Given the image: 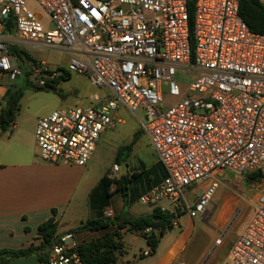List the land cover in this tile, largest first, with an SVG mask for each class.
I'll list each match as a JSON object with an SVG mask.
<instances>
[{"label":"built area","instance_id":"built-area-1","mask_svg":"<svg viewBox=\"0 0 264 264\" xmlns=\"http://www.w3.org/2000/svg\"><path fill=\"white\" fill-rule=\"evenodd\" d=\"M12 47L66 56L67 70L31 63L37 87L73 74L104 92L37 120L39 161L85 167L123 108L139 120L165 172L139 197L143 206L167 201L194 220L210 211L225 173L261 174L255 212L228 260L264 264V35L249 31L239 0H195L191 27L188 0H0V78L8 82L24 72ZM185 73L194 75L177 79ZM112 172L119 178V165ZM200 184L190 201L187 192ZM80 246L74 233L57 236L45 264H82Z\"/></svg>","mask_w":264,"mask_h":264},{"label":"crops","instance_id":"crops-1","mask_svg":"<svg viewBox=\"0 0 264 264\" xmlns=\"http://www.w3.org/2000/svg\"><path fill=\"white\" fill-rule=\"evenodd\" d=\"M17 48L22 49L24 47ZM72 75L70 74V79ZM0 81L4 82L6 79L0 78ZM10 84L4 85V83H0V110L5 106L4 96ZM56 88H59V84ZM101 92V95L94 94L90 96L88 104L92 103L91 101L94 97H101L104 93L103 91ZM24 96L25 91L21 100ZM74 105L80 104L76 103ZM59 108H66V106H60ZM120 110H123V108L118 110L117 118ZM51 112L48 111L45 116L50 115ZM39 118L41 117L38 115L23 114L20 106L12 128L7 132H0V251H19L30 246L40 245L42 240L38 235V227L53 217L57 226L56 235L59 236L67 232L74 233L80 245L100 238L105 233L118 231L122 237L121 242L123 244L124 254L115 264H163L164 261H166L165 264H178L181 261L182 264H198L200 260L203 264H230L228 260L230 249L255 212L257 193L249 199L248 204H242L241 200L224 195L225 197L221 205L217 207L215 205L218 202L216 194L219 190L222 194L225 191V185L221 181L210 207V211L218 208L213 225L216 228L223 226L232 219L234 211L237 208L247 206L248 213L243 226L235 240H221V243L214 247L211 253H207L208 246L199 254L198 258L195 259L193 257L192 259L191 257L188 261H183V257H185L187 252H191L189 250L191 243L196 238L201 236L206 237L207 232L200 224L205 221L206 218L204 219V216L192 220L187 215L181 214L175 220L173 229L160 239L157 249L153 254H151L146 241L138 233L128 232L127 229L118 230L116 225H112L105 230L75 233L74 231L78 230L86 221L97 219L106 220L104 216L105 211L112 213L113 217L108 219L111 221L116 218L119 221L123 218H136L131 211L132 208L127 207L128 203L134 200L139 203V197L158 185L164 178L165 172L161 168L162 166L158 162L157 156L148 140V145L151 148L150 153H152L150 163L138 158L136 162H134L135 160L126 159L125 163L119 165L120 177L128 175V179L131 182L127 189L128 199L127 197L123 199L122 194L120 192H114L113 188L109 191L110 196H107L101 185V180L103 177H106L108 180L120 178H114V173L112 172L115 161L112 167L102 173V177L99 179L101 187L99 189L98 184L93 186L89 183V170L86 167L78 168L66 165H49L39 161L35 157L36 147L34 138L35 126ZM137 121L139 125V120L137 119ZM119 124H121V121ZM124 164L126 165V174L122 175L121 166ZM157 166L162 170L157 173V184H155L156 177L150 176L149 183L152 186L150 188L147 182L148 178L145 176L138 178V176L153 170ZM205 187L206 184H200L188 191L186 195L191 193L193 197H190L189 200L192 201L201 195ZM196 192H199V194L194 196ZM139 205L141 204L139 203ZM154 208H160L161 210L164 208L166 211L174 213L173 209L168 210L165 206L156 205ZM153 209L143 216L150 215ZM52 211L55 212V215H53ZM222 215L223 218L221 219ZM173 231H178V234L171 236L170 234ZM128 235H131L134 241H137L139 238L143 239L146 248L138 247V253H128L125 242ZM168 236L169 238H167ZM217 240V238L214 240V245ZM194 246L196 247V245H192V247ZM147 251H150V254L143 256V253ZM8 264L41 263L38 261L36 255H30L25 258L12 260Z\"/></svg>","mask_w":264,"mask_h":264},{"label":"rangeland","instance_id":"rangeland-1","mask_svg":"<svg viewBox=\"0 0 264 264\" xmlns=\"http://www.w3.org/2000/svg\"><path fill=\"white\" fill-rule=\"evenodd\" d=\"M21 50L31 59L27 60L23 54L20 55V64L26 71L30 68L31 63L39 62H45L48 66L53 68L58 67L62 70H67L68 60L60 50L37 49L33 47H24ZM193 75L194 74L185 73L184 75L178 74L176 77L178 80L181 78H187L190 80ZM40 79L39 75L28 72L27 76H22L11 84L17 88L25 89V96L20 103L21 112L23 114L38 115L39 117H42L47 115L48 111H55L60 106L69 107L76 103L86 105L90 100V96L94 94L101 95L102 93L100 90L92 87L86 79L72 75L69 81L59 83V88L57 90L62 94V97H60L50 91H35L33 87L37 86ZM0 83H4V85L10 84V82L7 81H0ZM118 118L120 119L121 124L116 125L113 131L105 132L101 135L100 141L96 145L93 157L85 166L89 170V183L93 186L98 184V189L101 188L99 179L102 177V173L112 167L113 162L116 161L118 156V150L130 143L134 133L138 132L140 134L137 144L130 153L123 151V153L119 156L120 161L130 159L133 161L135 160L134 162H136V159L139 158L144 162L150 163L152 160V153H150L151 148L148 145V139L141 134L136 117L127 110L123 109L120 110ZM221 181L225 185V191L224 194H222L220 190L217 194L215 193L218 197V202L215 203L217 207L221 205L225 196L234 197L236 200H241L242 204H248L249 199L257 193V184L248 183L245 174L239 175L227 172L225 173V176L221 178ZM198 194L199 192H196V195L194 194V196H197ZM187 196L188 198L193 197L191 193ZM156 205L165 206L168 210H172L171 204L167 201L142 206L134 200L131 203H128L127 207L132 208L131 211L134 216L140 217L146 215ZM217 212L218 208L214 211H209L204 215V219H206L200 224L207 232L206 237L201 236L196 238V240L191 243V248L189 249L191 252H187L185 257H183V261H188L191 257L192 259L193 257L195 259L198 258L199 254L208 246L209 248L207 253H211L214 250V247L217 246L214 245V240L216 238H221L222 241H226L228 239L235 240L245 221V217L248 213V207L240 206L237 208L234 211L232 219L219 228H216L213 225ZM222 218L223 215L221 219ZM177 234L178 231H173L170 235L176 236ZM167 238H169V236ZM125 242L126 251L128 253H138V247L144 249L146 248L143 239L139 238L137 241H134L132 240L131 235H128ZM192 245H196V247H192ZM165 262L166 261H164L163 264H165ZM178 264H182V261ZM198 264H203V262L200 260Z\"/></svg>","mask_w":264,"mask_h":264},{"label":"trees","instance_id":"trees-1","mask_svg":"<svg viewBox=\"0 0 264 264\" xmlns=\"http://www.w3.org/2000/svg\"><path fill=\"white\" fill-rule=\"evenodd\" d=\"M195 0H188V13H189V26L192 24V12L193 4ZM239 15L243 22L246 24L249 31L252 33L264 35V7H262L255 0H239ZM11 33L10 28L5 30ZM12 54H14L19 60H21L20 55H24L27 60H31L30 57L22 52L20 48L12 47ZM27 71L24 70L22 76H27ZM70 79L69 74H63L59 76L55 81L49 82L46 87H33L35 91H50L58 96L62 97L61 93L57 90L56 86L60 82H64ZM24 88H17L13 85H9L7 92L4 96L5 106L0 110V132L9 131L13 124L14 119L20 109V100L24 93ZM141 132V131H140ZM142 134V133H141ZM139 133L136 132L133 135L131 142L118 150V156L116 158L115 164L121 165L125 163L126 159L120 161L119 156L126 151L130 153L133 146L136 144L139 138ZM162 168V167H161ZM159 166L151 171L142 173L138 176H145L148 178V184L150 186V176L156 177L157 184L158 172H161ZM163 172V171H162ZM260 173H253L246 176L247 182L250 184H258L261 181ZM128 175L121 176L119 179L108 180L103 177L101 180V185L105 190V194L110 196V189L113 188L114 192H120L123 199L127 197V189L130 184ZM152 186H150L151 188ZM149 188V189H150ZM53 215L55 212L52 211ZM180 215L170 213L168 211H162L160 208H154L152 213L148 216H140L136 218H123L120 221L116 218L111 220H91L86 221L82 224L78 230L74 231H99L108 229L112 225H116L118 230L127 229L128 232L138 233L145 241L147 246L150 248L151 254H153L159 244L160 239L169 231L173 229V225L176 219ZM118 220V221H117ZM56 223L52 217L45 223L38 227V235L42 240L41 244L38 246H30L26 249L19 251H0V264H8L10 261L20 258H25L30 255H36L38 261L41 264L46 263V254L49 248L52 246L54 241L57 239L56 235ZM149 229V232L146 230ZM121 234L118 231L105 233L100 238L92 240L89 243L82 244L77 252L80 257L82 264H115L117 263L124 254L123 244L121 242Z\"/></svg>","mask_w":264,"mask_h":264},{"label":"water","instance_id":"water-1","mask_svg":"<svg viewBox=\"0 0 264 264\" xmlns=\"http://www.w3.org/2000/svg\"><path fill=\"white\" fill-rule=\"evenodd\" d=\"M121 174L122 175L126 174V165L125 164L121 166Z\"/></svg>","mask_w":264,"mask_h":264}]
</instances>
